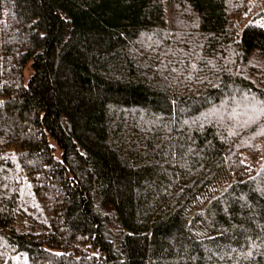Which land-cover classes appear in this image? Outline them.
<instances>
[{"label": "trees", "instance_id": "1", "mask_svg": "<svg viewBox=\"0 0 264 264\" xmlns=\"http://www.w3.org/2000/svg\"><path fill=\"white\" fill-rule=\"evenodd\" d=\"M0 264H264V0H0Z\"/></svg>", "mask_w": 264, "mask_h": 264}, {"label": "rangeland", "instance_id": "2", "mask_svg": "<svg viewBox=\"0 0 264 264\" xmlns=\"http://www.w3.org/2000/svg\"><path fill=\"white\" fill-rule=\"evenodd\" d=\"M29 76H30V72H29V70H26V78H28ZM55 153L57 156H60L61 150L59 148H57Z\"/></svg>", "mask_w": 264, "mask_h": 264}]
</instances>
